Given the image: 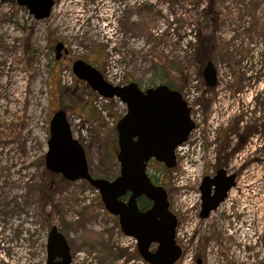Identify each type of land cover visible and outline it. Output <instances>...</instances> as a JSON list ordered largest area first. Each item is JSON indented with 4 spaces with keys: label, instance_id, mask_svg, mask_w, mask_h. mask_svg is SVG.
<instances>
[{
    "label": "rangeland",
    "instance_id": "1",
    "mask_svg": "<svg viewBox=\"0 0 264 264\" xmlns=\"http://www.w3.org/2000/svg\"><path fill=\"white\" fill-rule=\"evenodd\" d=\"M214 15L218 25L211 22ZM189 31L212 35L209 60L216 72L232 76L229 89L239 93V104L253 100L261 76L264 81V0H55L40 20L15 0H0V264H44L52 225L72 258L94 252L99 264H135L132 244L117 219L102 210L98 193L83 180L64 183L44 166L49 119L62 108L73 138L86 148L92 174L112 175L119 165L101 161V144H114L109 121L115 124L125 112L112 100L102 103L108 118L100 114L95 96L82 93L84 82L67 80L72 62L55 59L54 46L63 42L73 58L91 61L105 78L144 88L169 80L182 91L195 86L200 98L205 64L187 45ZM255 71L260 77L253 80ZM59 85L76 91L79 100L61 95ZM77 117L85 127L74 123ZM210 131L207 125L201 130V178L213 174ZM237 182L219 208L197 222V238L213 232L200 264H264V165L248 164ZM43 192L49 195L45 208ZM175 194L170 191L171 201ZM177 242L183 255L190 250L194 256L195 242Z\"/></svg>",
    "mask_w": 264,
    "mask_h": 264
},
{
    "label": "water",
    "instance_id": "2",
    "mask_svg": "<svg viewBox=\"0 0 264 264\" xmlns=\"http://www.w3.org/2000/svg\"><path fill=\"white\" fill-rule=\"evenodd\" d=\"M15 1L26 7L36 20L48 17L55 4L54 0ZM54 48L55 59H58L63 42H57ZM71 71L98 95L117 98L125 104L126 111L115 126L119 173L112 180L90 174L85 150L73 138L63 109L55 110L49 119L44 154L46 170L67 181L84 180L97 190L104 209L117 217L124 235L135 239L137 252L146 263L174 264L181 255V247L175 240L177 218L168 208L165 189L150 181L146 163L154 158L166 168L175 166L174 149L186 140L194 127L189 106L178 90L166 84L144 90L135 81L113 85L94 65L82 59L72 61ZM201 75L205 85H215L216 71L211 60L205 63ZM234 184L235 174L227 173L223 167L213 175H204L199 185L200 218H208ZM127 192L126 201L120 200ZM140 196L151 201L146 210L138 208L136 200ZM152 245H155L154 250H151ZM45 249L44 264H71L70 246L55 225L48 231Z\"/></svg>",
    "mask_w": 264,
    "mask_h": 264
},
{
    "label": "built area",
    "instance_id": "3",
    "mask_svg": "<svg viewBox=\"0 0 264 264\" xmlns=\"http://www.w3.org/2000/svg\"><path fill=\"white\" fill-rule=\"evenodd\" d=\"M69 72V71H68ZM251 74V73H250ZM253 74V80L256 77H260L259 74L255 71ZM71 78V74L67 75V80ZM111 83L118 84V80L114 81L107 78ZM216 86L214 87V95L209 103L206 114L202 109L199 99V91L196 90L195 86H190L187 89L183 90L182 96L187 105L191 110V119L194 122V128L190 131L187 139L176 146L175 155H176V166L171 169L168 174L169 182L174 188L176 194L171 202L172 211L178 215V223L175 230V237L179 243H189L195 242V229L197 222L199 221V211H200V191H199V182L201 179V169H202V157L204 152V140L201 136V130L204 125H207L208 128H211V131L208 134V138L212 142L211 149L212 153L209 158L210 164H213L215 161V146H216V132L220 127L226 126L230 120L235 116H241V119L238 122L239 129L242 130L244 126L248 123L259 124L263 119L264 113V104L263 108L260 107V104H257V98L259 93L262 95L263 89V78L260 77L259 81V92H255L254 98H246L242 100V104H239L237 95L231 93L229 89L230 84L233 81L232 76L225 75L223 72L219 71L216 76ZM197 84V80L194 81ZM207 95V94H206ZM114 101L123 107V104L114 99ZM110 99L104 98L100 95H97L93 99V105L98 109V111L107 119L108 114L107 110L104 109L102 103H109ZM247 109L249 112H246ZM251 114L253 116H251ZM249 115V116H247ZM74 123L78 127L83 128V124L80 118H75ZM110 125L113 124V120L109 121ZM209 124L212 126L210 127ZM230 146L232 147L236 141L237 136L235 134L230 135ZM248 164L252 163H261L264 165V134L258 130L247 138L243 143L241 148L234 152L229 163L228 169L230 171L244 169L246 162ZM238 178V177H237ZM237 180L236 184L237 185ZM201 220V219H200ZM126 240L132 244L131 250L134 249L135 241L131 237H125ZM181 241V242H180ZM130 262L135 264H143V261L140 258H132ZM180 264H187L193 262V253L188 251L180 259ZM73 264H99L96 259L94 252H76L74 258H72Z\"/></svg>",
    "mask_w": 264,
    "mask_h": 264
},
{
    "label": "trees",
    "instance_id": "4",
    "mask_svg": "<svg viewBox=\"0 0 264 264\" xmlns=\"http://www.w3.org/2000/svg\"><path fill=\"white\" fill-rule=\"evenodd\" d=\"M210 19H211V22L213 24H217V22H216L217 16L216 15H214V17L212 16ZM188 35L190 36V38H189L190 40L188 41L187 45L189 48H192L194 59L199 61L202 65H204L212 56L211 50H212L213 46H211L210 40H212L214 38L212 37L211 34L203 35L200 32L191 33L189 31ZM199 74H201L200 71H199ZM162 77H166V74L164 72L162 74ZM73 80H75V78H73ZM200 80H201V83L203 85V95H202V97L199 98V102L201 103L202 108H203L204 112L206 113L208 106H209V103H210V99L213 96L212 93H213L214 88L206 86L203 83L202 79H200ZM81 83H83V82H81ZM164 84H166L169 88L176 89L182 93V87H178V88L175 87L169 80L165 81ZM82 91H83L82 93L87 92V94H89L92 97L96 96V94L92 90H90L89 87L84 83H83ZM59 93L61 95H64L65 93H70L71 94L70 99L73 103H76L79 100V94L70 87H65V86L59 85ZM205 93H207V95H211V96H209V98H205L204 97ZM80 96H81V94H80ZM238 121H239V116L234 118L226 127L221 128V129H219V131H217L216 138H215L217 143H216V146L214 149V151H215V162L212 165L213 170H216V169L221 168V167L226 168L227 164H228V160L232 156V154L241 148L242 144L245 142L247 137L252 132L257 130V124L256 123H248L244 126V128L241 131H239ZM259 126H261V129L264 132V121L261 122L259 124ZM112 132H113L112 139H113L114 144L113 145L110 144V146L108 144V148L104 147L106 144L105 140L103 141L104 146L101 144L102 151H103L102 156H101L102 157L101 161L107 163V165H112L113 162H116V158H115V155L113 153L114 150H116L115 125L112 127ZM231 133H236V135L238 137L237 142L232 147L230 146V138H229ZM83 147L85 148L84 145H83ZM85 151H86V148H85ZM165 171H168V169H165L164 172ZM160 172H162V171H158V174L156 177V179L158 181H161L160 180L161 178L159 176ZM58 176L62 182L67 183V184L70 183L69 181L65 180L62 176H60V175H58ZM84 184L87 185L88 187H90L86 182H84ZM47 188L49 189V187H47ZM167 191L169 194L171 191V188L167 187ZM43 196H44L45 200L43 199L44 201H43L42 205L45 208L46 202L48 203L49 195H47L46 193L43 192ZM137 201H138L139 209H141V210H145L150 206V201L147 200L145 197H139ZM99 204L101 205V202H99ZM211 239H213V232L212 231H210L209 235H207V236H201V237L197 238L196 251L194 254L195 264H197L196 260L200 256L203 255V252H204L209 240H211ZM133 255L137 256L136 250H135Z\"/></svg>",
    "mask_w": 264,
    "mask_h": 264
},
{
    "label": "flooded vegetation",
    "instance_id": "5",
    "mask_svg": "<svg viewBox=\"0 0 264 264\" xmlns=\"http://www.w3.org/2000/svg\"><path fill=\"white\" fill-rule=\"evenodd\" d=\"M55 1V0H54ZM55 47V46H54ZM55 49V48H54ZM67 50V53H65L64 52V50ZM62 59H67V61L68 62H72V61H74L75 59H82V60H84L85 62H88V63H91L92 65H93V63L91 62V61H89V60H87V59H85V58H83V57H79V58H73L71 55H70V52H69V50H68V48L66 47V45L63 43V48L61 49V51H60V56H59V58L57 59V60H62ZM96 67V66H95ZM97 68V67H96ZM98 69V68H97ZM82 82H84V81H82ZM233 82V81H232ZM231 85H232V83L230 84V86H229V88L231 87ZM139 87H140V85H139ZM141 89H145L144 87H140ZM237 92V91H236ZM236 92H234V94L236 93ZM262 94H263V97H264V84H263V89H262ZM264 99V98H263ZM263 116H264V113H263ZM237 116H235V117H233L231 120H230V122L234 119V118H236ZM241 119V116H239V120ZM264 121V119L261 121V122H263ZM259 130L262 132V133H264L263 131H262V129H261V126H260V128H259ZM233 134H235V133H233ZM116 152H117V140H116V150H114V155H115V157H116ZM230 159H231V157H230ZM88 169H89V172H90V174L93 176V177H99V176H96V175H94V174H92V172L90 171V166H89V164H88ZM165 169H168V168H166L165 167V165L163 164V163H161L160 161H157L156 159H154V158H150L148 161H147V163H146V173H147V175H148V177H149V179H150V181L154 184V185H159V186H162L164 189H165V191H166V193H167V199H168V201H170L169 200V194H168V191H167V187H168V185L166 184V181L168 180L167 179V171H165L164 172V170ZM158 171H162V173H164V176H165V178L167 179H162V181H158L157 179H156V177H157V174H158ZM118 173H119V169L117 170V171H115L112 175H107V176H102L103 178H105V179H108V180H112V179H114L117 175H118ZM235 174H236V178H235V182H236V179H237V177H238V173H237V171H235ZM163 176V177H164ZM101 177V176H100ZM128 195H129V192H127L125 195H123V196H121L120 197V200H122V201H126V199H127V197H128ZM140 197H144V196H140ZM146 198V197H145ZM147 199V198H146ZM137 200H138V198H137ZM136 200V202H137V205H138V201ZM148 200V199H147ZM150 201V200H149ZM150 205H151V201H150ZM150 207V206H149ZM138 208H139V205H138ZM141 210V209H140ZM146 210V209H145ZM110 214V213H109ZM112 215V214H111ZM114 216V215H113ZM116 219H117V217L116 216H114ZM155 249V245H152L151 246V250H154ZM147 264V263H146Z\"/></svg>",
    "mask_w": 264,
    "mask_h": 264
}]
</instances>
